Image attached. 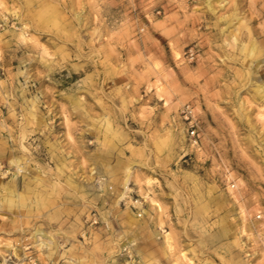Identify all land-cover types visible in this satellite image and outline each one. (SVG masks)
Returning <instances> with one entry per match:
<instances>
[{
  "label": "rangeland",
  "instance_id": "374dc122",
  "mask_svg": "<svg viewBox=\"0 0 264 264\" xmlns=\"http://www.w3.org/2000/svg\"><path fill=\"white\" fill-rule=\"evenodd\" d=\"M0 264H264V0H0Z\"/></svg>",
  "mask_w": 264,
  "mask_h": 264
},
{
  "label": "built area",
  "instance_id": "2783aa9c",
  "mask_svg": "<svg viewBox=\"0 0 264 264\" xmlns=\"http://www.w3.org/2000/svg\"><path fill=\"white\" fill-rule=\"evenodd\" d=\"M190 56L194 58V52L191 50ZM181 118L187 124V135L191 143L196 144L199 138L198 133V119L196 116L194 105L191 103L185 104L181 109Z\"/></svg>",
  "mask_w": 264,
  "mask_h": 264
},
{
  "label": "bare ground",
  "instance_id": "6f19581e",
  "mask_svg": "<svg viewBox=\"0 0 264 264\" xmlns=\"http://www.w3.org/2000/svg\"><path fill=\"white\" fill-rule=\"evenodd\" d=\"M123 185H125V188L128 189V187H129V186H128V180H126L125 183H124ZM126 189H125V191H126ZM128 191H130V190H128ZM123 196H124V195H123Z\"/></svg>",
  "mask_w": 264,
  "mask_h": 264
}]
</instances>
